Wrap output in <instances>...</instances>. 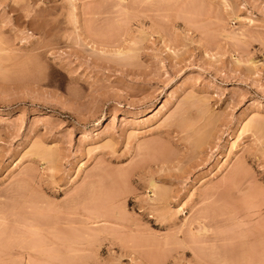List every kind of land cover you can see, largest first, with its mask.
Listing matches in <instances>:
<instances>
[{
	"label": "rangeland",
	"instance_id": "374dc122",
	"mask_svg": "<svg viewBox=\"0 0 264 264\" xmlns=\"http://www.w3.org/2000/svg\"><path fill=\"white\" fill-rule=\"evenodd\" d=\"M0 264H264V0H0Z\"/></svg>",
	"mask_w": 264,
	"mask_h": 264
},
{
	"label": "bare ground",
	"instance_id": "6f19581e",
	"mask_svg": "<svg viewBox=\"0 0 264 264\" xmlns=\"http://www.w3.org/2000/svg\"><path fill=\"white\" fill-rule=\"evenodd\" d=\"M72 2H73V1H72ZM73 6H74V4H73ZM75 9H76V8H75ZM75 9H74V10H75ZM72 14H73V13H72ZM75 17H76V16H75ZM119 54H121V53H119ZM233 179H234V178H233ZM233 179H232V181H233ZM152 184H153V182L151 183V185H152ZM155 185H156V184H155ZM152 187H154V184L152 185ZM154 188H155V187H154ZM156 188H157V187H156ZM156 188H155V189H156ZM228 191H229V190H228ZM227 193H228V192H227ZM228 195H229V194H228ZM226 196H227V194H226ZM229 196H230V195H229ZM229 196H227V197H229ZM225 252H226V251H225Z\"/></svg>",
	"mask_w": 264,
	"mask_h": 264
}]
</instances>
